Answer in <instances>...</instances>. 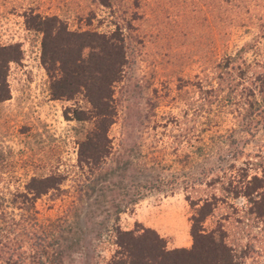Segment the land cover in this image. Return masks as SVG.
<instances>
[{"label": "rangeland", "instance_id": "obj_1", "mask_svg": "<svg viewBox=\"0 0 264 264\" xmlns=\"http://www.w3.org/2000/svg\"><path fill=\"white\" fill-rule=\"evenodd\" d=\"M137 1L105 7L98 0H0V45H17L21 52L8 64L10 96L0 101V264L121 260L111 231L119 205L125 206L117 220L121 230L153 229L169 249L192 245L199 197L218 199L207 229L220 221L239 229L230 206L240 210L246 201H220V180L230 165L262 148L264 129L243 118L247 79L237 78L231 91L219 83L215 67L227 56L236 66L247 64L248 76L264 66V0ZM123 7L129 25L118 17ZM29 10L55 14L70 30L110 33L115 23L122 27L127 56L112 88L116 115L107 132L106 175L78 167L92 124L76 120L72 110L89 105L81 95L51 96L42 33L27 27ZM55 173L64 177L60 190L35 196L28 189ZM229 215L232 223L223 219ZM260 227L250 230L254 240L238 238L239 255L252 244L238 264H264Z\"/></svg>", "mask_w": 264, "mask_h": 264}, {"label": "trees", "instance_id": "obj_2", "mask_svg": "<svg viewBox=\"0 0 264 264\" xmlns=\"http://www.w3.org/2000/svg\"><path fill=\"white\" fill-rule=\"evenodd\" d=\"M98 2L105 7L126 5L125 0ZM127 9L123 7L118 17L129 25ZM25 22L29 29L42 33L41 60L49 77L51 96L71 100L81 95L89 105L85 109L78 107L72 110L76 120L92 124V129L80 144L78 167L94 176L108 174V168L104 167L110 149L107 132L116 115L112 88L122 76L127 56L122 27L115 23V29L110 33L93 29L70 30L66 20L61 17L42 15L33 10L25 14ZM20 55L17 45H0V101L10 96L6 82L8 64L20 58ZM233 60L234 57L227 56L223 63L216 65L217 78L221 79L219 83L232 91L238 86L237 78L247 79L249 85L244 86L243 118L247 123L256 119L254 123L264 129V66L260 65L261 70H253L248 76L250 67L244 62L236 66ZM261 147L253 158L247 155L241 165H230L228 171L231 172L223 176L225 182L220 180L225 193L224 200L220 201L238 197L246 201V206L240 210L230 206L236 215L233 222L240 225L237 231H231L223 221L214 228L205 227L204 222L213 215L218 204L215 194L206 195L197 198L194 203L197 208L191 217L192 245L189 248L169 249L165 238L153 229L136 225L134 229L121 230L117 220L125 206L119 205L114 211L115 224L111 231L114 232V243L120 248L116 254H120L122 259L111 264H238L237 261L252 250L249 242L241 248L239 255L238 238L254 240L255 236L250 237V230L252 227L259 228V225L264 231V144ZM233 157L237 159L238 155ZM63 179L55 173L44 181L33 180L28 189L35 196L45 190L58 191ZM151 185L154 184H150L149 188ZM136 199H131L129 203L136 202ZM223 219L232 223V215ZM15 263L6 261V264Z\"/></svg>", "mask_w": 264, "mask_h": 264}]
</instances>
